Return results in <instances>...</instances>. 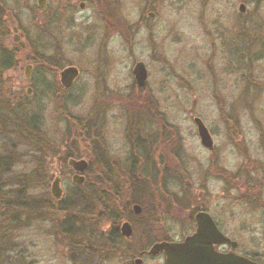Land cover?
Returning a JSON list of instances; mask_svg holds the SVG:
<instances>
[{
    "label": "rangeland",
    "instance_id": "374dc122",
    "mask_svg": "<svg viewBox=\"0 0 264 264\" xmlns=\"http://www.w3.org/2000/svg\"><path fill=\"white\" fill-rule=\"evenodd\" d=\"M119 1L124 24L115 21V14L107 16L84 1L83 10L78 8V0H46L43 8L37 7L36 0L8 1L17 5L8 18L6 11L4 44L14 53L15 62L1 76L2 93L13 103H22L27 115L40 114L41 141L53 144L51 150H78L89 166L102 157L105 175H111L108 180L117 197L142 209L134 216L130 206L132 233L129 238L121 237L117 245L107 242V226L95 223L93 227L91 218L83 214V224L76 228L84 230L75 232L74 250L65 241L59 242L54 224L40 216L28 223L19 237L29 264H135L137 251L154 241L180 236V223L174 227L179 234L158 231L165 209L160 202L163 198L158 203L156 198L164 196L158 185L166 178L169 191L172 184L204 178L202 164L208 155L200 145L195 118L207 129L212 150L221 151L228 169L239 162L233 150H251V154L264 150V27L236 22L235 18L241 21L249 15H237L234 5L239 0H231L233 8L227 0H212L204 8L199 0H162L155 4V17L144 29L136 20L149 1ZM27 30L29 37L23 34ZM250 37L258 41L251 51L252 62L249 56L239 59ZM42 52L49 60L42 59ZM137 62L147 71L142 89L136 88L132 75ZM27 65L32 66L28 79L24 76ZM70 66L79 75L65 91L59 85L58 72ZM38 78L43 79L45 88ZM28 145L7 119V152L13 154L7 182L18 183L19 173L34 174V182L45 179L48 196L41 189L35 192L40 203L51 201L49 186L59 177L63 196L56 207H64L72 188L67 160L63 167L60 160L51 158L52 151ZM101 179L92 180L106 185ZM223 197V223L235 226L238 220H230L227 191ZM168 212L170 220L174 216L181 220L172 211L170 200ZM228 236L253 256L264 255L262 234ZM141 260V264H164L158 258Z\"/></svg>",
    "mask_w": 264,
    "mask_h": 264
},
{
    "label": "flooded vegetation",
    "instance_id": "af4514ba",
    "mask_svg": "<svg viewBox=\"0 0 264 264\" xmlns=\"http://www.w3.org/2000/svg\"><path fill=\"white\" fill-rule=\"evenodd\" d=\"M78 1H80L78 3V8L80 10H83L84 4L87 3L88 5H92L96 7V9L99 12H102L103 10L102 13H107L108 14L107 16L109 15L113 16V14H115L116 15L115 21L124 24V20L122 18V15L120 14L121 7L119 0H78ZM148 1L149 2L144 3V6L141 8L140 15L136 20V25H138L142 29H144L145 26H147L146 25L147 22H150L155 17V13L157 11L155 4L156 6L159 5L158 3L161 2L162 0H148ZM172 1L180 3L182 0H172ZM199 1L201 3L200 5L203 6V8L207 7L212 2V0H199ZM227 4L231 8H233V4L231 3V0H227ZM234 7H236L238 16H244L247 12L249 13L248 17L241 19V21L237 20L238 17L237 18L234 17L236 19V22H242L245 25H247L246 27L253 24L264 27V20L262 18L264 16V0H239L238 2L236 1V6L234 5ZM67 11L70 14L72 11L71 7L68 8ZM253 38L251 37L249 38L248 46L245 52L243 50H240L241 55H244L245 57L249 56L250 62L254 60L253 53L251 52L252 48L254 47L255 43L258 42L256 38L254 39ZM137 63H141V62H137ZM62 70L58 72V81L60 87L63 89V87L60 84V77H59V74ZM146 79H147V71H146ZM75 80L73 81L71 87L73 86ZM37 82L39 83L40 86H44L43 79L38 78ZM45 87L46 86H44V88ZM233 151L235 152L239 162L231 169H228L226 168V166H224L221 160V155H220L221 151L211 149V150H206L208 157L202 164V171L204 173L203 179H196V180L189 179L188 181H186V183L182 181L181 184H179L178 186L176 184H172L171 185L172 188L170 189L171 192L169 191V179L166 178L165 180L160 181L162 185H158V186L163 187L162 190H164V196L161 197V195H159L156 198V201L158 203L159 202L158 200L163 198V200L160 202L164 203L163 208L165 209V211L162 212L163 214L162 220H164V222L161 223L162 225L161 227H158V231L161 230L160 233L166 235L179 234L176 233L174 227H176L177 223H180L182 226V233L179 234L180 236L174 235L172 238L167 237L166 239L164 238L163 240L160 241H154L148 248L146 247L142 250L137 251L136 256L138 258L136 260H140V264L142 263L141 258H149L150 260H154L158 258L159 260L162 259L165 264V257L163 253L150 255L149 254L150 247L158 242H176V243L182 242L185 239V237L195 233L196 231L195 218L196 215L198 214L207 215L210 218L215 229L230 241L226 243L212 244L211 247L215 253L220 255L234 254L243 257L245 259H248L252 262H255L257 264H264V255L258 254L253 256V254L243 250L240 247V245L237 243V241H235L232 237L228 236V234H232V233H242L246 235L258 233V234H262L264 239V150H255L253 154H251V150H233ZM86 163H87V168L83 173L84 176L83 183L77 185L71 182L72 188L70 191H77L80 188H84V190L89 189V185L93 181L87 178L89 164L87 161ZM168 164L169 163H167L165 166H169ZM70 172L72 173V176L76 174V172L73 171L72 169H70ZM59 179H60L59 186L61 188L62 179L61 178ZM222 184L225 187L224 191H227L228 198L230 200V205L232 210L230 220L232 223H235L238 220L237 222L238 224L231 227L229 226V223L225 221V224L228 225L230 228L223 223L221 217L222 200L224 198L223 197L224 191L222 190ZM161 187H156V189L160 191ZM156 189H155V193H159ZM61 192L62 194L59 200H55L51 196L50 192H49V196L54 202H57V204H59L63 196L62 188H61ZM153 199H154V190H153L152 200ZM169 200L172 203V211H174L176 215L178 216L180 215L181 220L178 219V221H176L175 218L176 216H174L173 218L171 217L172 220H170L169 212H168ZM135 205L137 204H132L131 206L132 215L137 216L136 214L133 213V206ZM235 209L237 212L236 211L234 212ZM140 210L141 213L142 212L141 207ZM238 214L241 216V218L239 219H238ZM204 218L207 219L206 216H204ZM122 222L123 223L128 222L132 229L131 220L129 219L123 220ZM151 224L153 225V220L151 221ZM152 229H155V227H152ZM105 230L106 228H104V231ZM118 232L120 237H123L120 233V228H118Z\"/></svg>",
    "mask_w": 264,
    "mask_h": 264
},
{
    "label": "trees",
    "instance_id": "16d2710c",
    "mask_svg": "<svg viewBox=\"0 0 264 264\" xmlns=\"http://www.w3.org/2000/svg\"><path fill=\"white\" fill-rule=\"evenodd\" d=\"M8 1L0 0V143L2 144L0 146V264H29L26 261L25 252L21 247L22 244L19 242V237L24 230L23 228L40 216H42L41 220H48L54 224L57 240L59 242L65 241L64 243L68 244L70 250H74L77 245L75 232L78 233V228L84 230V227L76 228V226L83 224L81 222L85 213L91 218L90 221L93 223V227H95V223H103L107 226V229H109L106 237L107 242L117 245L121 239L118 232L119 223L120 221L128 220L129 208L133 203L125 202L124 198L117 197V193L112 190L113 184L108 180L111 175H105V164H103L102 157H96L98 163L96 165L92 163L89 166L87 178L93 181L92 179H95V177H100L105 180L106 185L92 182L88 190L82 192L79 190L83 188H80L77 191H70L67 194L68 199L62 208H57V202L52 199L50 202L45 199L40 201L41 204L37 203L39 201L35 198L36 190L39 189L40 191L41 189L43 195L48 196L46 191L47 183L44 179L49 177L48 174L43 178L44 181L42 180V182L32 181L31 178L36 177L34 174L24 176L23 173L18 174L17 179H20L18 183L10 185L7 182L8 167L11 160H13L12 152L10 150V152H7V119L14 123L15 128L25 137L27 143L31 144L28 146L48 149L44 150L46 153L52 151L51 158L60 160L61 166L64 167L66 160L70 158H83V153L78 150H51L53 149V144L49 145L41 141L43 123L40 119V114L32 112L27 115L22 103L15 102L17 103L15 104L6 97L5 92L2 93L1 76L13 67L15 62L14 53L8 50L4 44L7 41L8 29V19L7 28L5 20L6 11L8 18L17 5L14 3L11 6ZM14 5L15 8L13 9ZM31 8L28 7V9ZM10 17L12 19V16ZM29 33H31L29 30L23 31V34L28 37L30 36ZM29 44L34 46L32 43ZM42 56L43 60H49L50 58L45 56L43 52ZM243 57L245 56L240 55L239 59L242 60ZM79 132H82V130H79ZM52 153H56V155ZM109 213H112V215L108 217ZM73 229L75 230L72 231Z\"/></svg>",
    "mask_w": 264,
    "mask_h": 264
},
{
    "label": "water",
    "instance_id": "95a60500",
    "mask_svg": "<svg viewBox=\"0 0 264 264\" xmlns=\"http://www.w3.org/2000/svg\"><path fill=\"white\" fill-rule=\"evenodd\" d=\"M36 5L39 8H43L45 0H36ZM30 70L31 66L27 65L24 70L25 78H28ZM132 74L136 87L138 89L144 88L146 83V70L144 65L142 63H137L133 68ZM77 76L78 71L76 68H64L59 74L60 84L63 89H69ZM194 123L196 125L200 145L206 150H211L212 140L207 129L197 118L194 119ZM67 166L76 172V174L72 176L71 182L77 185L82 184L84 181L83 173L87 168L86 161L84 159H68ZM59 183L60 179L55 177L49 186V192L55 200H59L62 194ZM140 211L138 205L133 206L134 214L138 215ZM204 216H206L207 219H205ZM195 220V233L185 237L180 243H155L150 247L149 254L156 255L158 253H163L165 264H257L234 254L220 255L215 253L212 250V244H220L230 241L215 229L207 215L198 214L196 215ZM120 233L124 238H129L131 236L132 229L128 222L121 224ZM135 263L140 264V260H136Z\"/></svg>",
    "mask_w": 264,
    "mask_h": 264
}]
</instances>
